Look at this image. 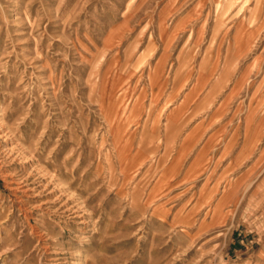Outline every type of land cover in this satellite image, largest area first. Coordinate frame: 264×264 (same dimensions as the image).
<instances>
[{"label":"rangeland","instance_id":"374dc122","mask_svg":"<svg viewBox=\"0 0 264 264\" xmlns=\"http://www.w3.org/2000/svg\"><path fill=\"white\" fill-rule=\"evenodd\" d=\"M196 71L213 198L151 115ZM0 264H264V0H0Z\"/></svg>","mask_w":264,"mask_h":264},{"label":"crops","instance_id":"0c3cea01","mask_svg":"<svg viewBox=\"0 0 264 264\" xmlns=\"http://www.w3.org/2000/svg\"><path fill=\"white\" fill-rule=\"evenodd\" d=\"M163 67V62H155L153 65V81L156 80V78L160 77V69ZM193 80H190V88L183 94H179L177 90L169 96V97H157L155 94L154 98L151 100V102H155L154 105L156 106L154 108V112L151 113V115L157 117V120L159 117L164 116L167 120V124L171 123L173 125V133L175 134L173 136V142H178V146L175 144L178 148L177 150V156H181L182 152H189L192 143L193 145V154L189 161L188 166L183 170V176H178L177 182L179 187L184 191L185 196H189L192 193V195H195V197H203V198H213L217 194L218 189V181L219 179H224L226 176H224L228 170L231 172L233 169V165L236 162L232 152V148L229 142H226V145L220 146L218 148V133L221 130V126L218 125V123L213 125V132L208 139V141L205 140V136H200L202 141L199 143L196 142L197 139L195 137L199 136L200 130L203 127V120L200 119L205 114L202 112L201 109L195 108L197 106V103L202 101V97L199 92V89L197 86L198 81H201L204 77L203 74L200 71H196L194 73ZM182 80L181 83H186L187 81V72L186 74H182ZM194 104V108L187 107L188 105ZM141 110V109H140ZM146 110V109H145ZM201 112H197L200 111ZM142 112V110L140 111ZM197 113L195 115L194 113ZM218 114V109L213 110L212 116L215 117ZM139 115H147L145 114L144 110ZM188 115H194L197 116V121L193 125H189L186 127L182 124V121L185 120L186 116ZM199 117V118H198ZM162 122V118L155 122H153V125L155 124L154 131H159V123ZM163 124V123H162ZM181 124L183 125L182 128L180 127ZM220 126V127H219ZM219 127V128H217ZM212 129V128H211ZM211 132V131H210ZM179 134V135H176ZM205 133V132H204ZM207 134V133H205ZM200 138V140H201ZM196 139V140H195ZM198 143V144H197ZM173 146H169L171 148H174ZM166 147V146H165ZM183 150V151H182ZM262 155V154H261ZM237 159L236 164H238L242 159V153L238 152V154L235 157ZM181 162V158L177 157L174 160L173 165ZM172 165V164H171ZM173 166V167H174ZM219 166H221V169L219 171ZM219 172L221 175H219ZM197 181H200V184H196ZM224 181V180H222ZM179 182H182L179 184ZM177 185V186H178ZM229 192V190H226ZM226 191L222 192V198L226 199L227 193ZM223 200V199H222ZM218 205V203H217Z\"/></svg>","mask_w":264,"mask_h":264},{"label":"bare ground","instance_id":"6f19581e","mask_svg":"<svg viewBox=\"0 0 264 264\" xmlns=\"http://www.w3.org/2000/svg\"><path fill=\"white\" fill-rule=\"evenodd\" d=\"M110 123H111V122H110ZM119 145H120V144H118V148L120 147ZM116 149H117V147H116ZM121 149H122V148H121ZM123 149H124V148H123ZM123 149H122V150H123ZM118 150H119V149H118ZM3 151H4V150H3ZM122 153H123V151H122ZM122 153H121V154H122ZM118 156H119V155H118ZM120 156H121V155H120ZM120 156L118 157V159H120ZM12 159H13V158H12ZM122 161H123V160H122ZM130 162H131V161H130ZM121 163H122V162H121ZM12 173H13V172H12ZM17 186H18V185H17ZM15 187H16V186H15ZM73 209H74V208H73ZM71 210H72V209H71ZM38 246H39V245H38Z\"/></svg>","mask_w":264,"mask_h":264}]
</instances>
